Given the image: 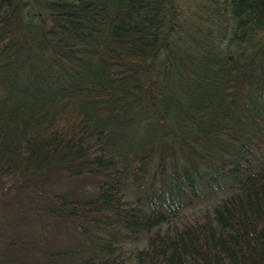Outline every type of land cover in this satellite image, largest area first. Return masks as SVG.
Listing matches in <instances>:
<instances>
[{
    "label": "trees",
    "instance_id": "obj_1",
    "mask_svg": "<svg viewBox=\"0 0 264 264\" xmlns=\"http://www.w3.org/2000/svg\"><path fill=\"white\" fill-rule=\"evenodd\" d=\"M180 2L0 0V182L76 240L0 264H264V0Z\"/></svg>",
    "mask_w": 264,
    "mask_h": 264
},
{
    "label": "rangeland",
    "instance_id": "obj_2",
    "mask_svg": "<svg viewBox=\"0 0 264 264\" xmlns=\"http://www.w3.org/2000/svg\"><path fill=\"white\" fill-rule=\"evenodd\" d=\"M180 5L188 14L195 8H199L201 0H180ZM12 185L8 180L0 182V258L7 257L10 244L16 243L28 247H42L44 245L52 249L66 248L76 244L75 237L65 229L46 231L29 223L26 213L21 210L20 204L12 199ZM14 189V188H12ZM55 237V243L50 239ZM68 247V248H67Z\"/></svg>",
    "mask_w": 264,
    "mask_h": 264
}]
</instances>
